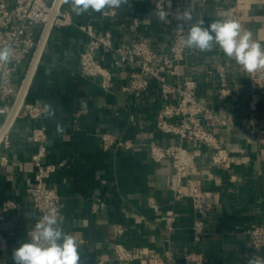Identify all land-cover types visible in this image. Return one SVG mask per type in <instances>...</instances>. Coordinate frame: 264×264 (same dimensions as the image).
I'll list each match as a JSON object with an SVG mask.
<instances>
[{"label": "crops", "instance_id": "1", "mask_svg": "<svg viewBox=\"0 0 264 264\" xmlns=\"http://www.w3.org/2000/svg\"><path fill=\"white\" fill-rule=\"evenodd\" d=\"M17 1L0 0V3L5 2L13 10ZM184 6L194 22L204 20L207 25L234 19L264 45V4L260 0H184ZM61 8L70 13L73 23L50 32L25 96L27 102L41 107L51 104L54 115L43 113L40 119L32 121L21 109L5 132L8 143L0 140V206L7 199L18 202V207L0 222V264H13V250L21 242H28V230L38 216L27 192L35 181L32 156L37 145L30 137L33 127L38 125L47 128L46 160L63 162L49 183L62 198V228L77 239L79 264H97L99 260L121 264L113 248L116 241L136 253L131 264H145L138 254L141 247L157 253L170 248L176 261L199 247L204 250L208 264H249L247 230L256 224L264 226V93L258 109L252 111L249 73L218 45L206 52L189 49L181 75H169L172 81L195 80L197 96L235 122L234 126L204 122L235 156V163L232 169L221 168L213 163L210 150H196L195 176L214 201L204 240L196 244L193 226L200 215L189 197L174 203L173 192L167 186V177L174 170L172 163L153 161L145 145L151 141L171 146L180 142L178 136L157 128V116L164 105L159 84L152 81L142 92L123 90L129 82L130 69L117 65V56L106 48L97 51V58L113 73L110 90L103 88L100 78L84 76L80 63L88 40L80 26L111 33L115 45L128 46L136 40H145L155 50L169 53L176 23L157 18L153 0H127L110 16L106 13L111 9H105L103 15L94 12L76 15L66 0ZM31 32L40 41L41 27L35 26ZM2 37L0 30V41ZM31 62V55L13 62L18 90ZM223 81L237 87L238 92L221 99L219 87ZM17 97L0 96V131ZM106 132L132 139L138 145L133 149H104L101 135ZM149 198L157 201V208L148 205ZM170 209L177 213L172 231L165 225ZM119 229L124 230L123 234H118Z\"/></svg>", "mask_w": 264, "mask_h": 264}, {"label": "built area", "instance_id": "2", "mask_svg": "<svg viewBox=\"0 0 264 264\" xmlns=\"http://www.w3.org/2000/svg\"><path fill=\"white\" fill-rule=\"evenodd\" d=\"M54 1L49 3L47 0H18L13 10L9 9L5 2L0 3V30L3 32L0 44L10 45L14 50L9 63L0 65V96L11 98L19 95L20 90L14 83L13 62L27 55H31L33 59L39 39L35 40L31 29L40 26V37H42L53 11ZM260 1L264 4V0ZM153 3L157 18L176 23L169 53L155 50L145 40H136L128 46L115 45L111 33H98L92 27L83 25L80 28L87 34L88 40L81 54V71L86 77L100 78L103 88L110 90L114 80L113 73L97 58V51L106 48L117 56L115 61L117 65H126L130 69L129 82L123 90L142 92L150 87L152 81L159 84L164 105L157 116V128L164 133L178 136L180 142L174 146L160 145L153 141L145 145L148 146L153 161L157 163L171 161L174 170L167 177V186L173 192L174 203L180 202L185 197L192 200L196 212L200 215L193 226V241L200 245L206 235L207 221L214 201L203 189L201 180L195 176L198 169L196 150L200 148L210 150L212 161L216 166L232 169L235 156L224 145L219 135L204 122L224 126H234L235 122L231 116L221 114L197 96L195 80L178 82L169 79V75L175 77L181 75V66L189 51L182 45L181 40L194 21L185 23L182 19H177L186 14L184 0H178L176 3L168 0H153ZM61 5L55 12L50 32L55 28L73 23L70 13L64 11ZM114 13L115 10L111 9L106 15L110 16ZM162 13H167L166 18H162ZM249 77L251 81L249 108L255 111L264 93V69L249 73ZM236 92L238 88L228 85L225 81L219 87L221 99H226ZM21 109L26 111L28 118L32 121L40 119L44 113L43 107L27 102L25 99L19 111ZM30 138L37 145V151L32 156L36 174L35 181L27 188V192L32 197L38 216L28 230V241L35 224L51 208L56 207L59 214L62 213V198L57 189L50 185L49 179L63 165V162L56 164L46 160L48 133L45 126L33 127ZM1 139L8 143L5 134ZM101 141L104 149L119 147L133 149L138 145L132 139L118 137L110 132L102 133ZM235 179L236 175H231V180ZM148 205L152 208L158 207L157 201L153 198H149ZM17 207L18 202L15 200L3 201L0 206V222L5 220L8 212ZM94 209H97L96 205ZM141 218L145 217L141 216ZM176 219L175 209L166 212L165 225L168 231L174 229ZM123 232V229L118 230V234H123ZM247 232L250 236L251 259L255 258L259 264H264L262 254L264 226L253 225ZM113 248L121 264H131L136 258V253L121 241H116ZM138 254L143 257L145 264H208L204 250L199 247L187 251L179 261L175 260L170 248L165 249L163 253H157L148 247H141ZM97 264H106V262L99 260Z\"/></svg>", "mask_w": 264, "mask_h": 264}, {"label": "clouds", "instance_id": "3", "mask_svg": "<svg viewBox=\"0 0 264 264\" xmlns=\"http://www.w3.org/2000/svg\"><path fill=\"white\" fill-rule=\"evenodd\" d=\"M66 3L76 15L92 12L103 15L105 9H119L127 0H66ZM166 16L167 13H162V18ZM177 19L185 23L192 21L191 12ZM181 43L188 49L195 48L201 52L212 51L214 45H218L244 71L252 73L264 69V45L254 40L252 32L234 19L216 20L207 25L204 20L191 23ZM13 53L10 45L0 46V65H7ZM43 112L48 116L54 115L51 104L45 103ZM57 130H61L59 126ZM63 222L64 217L59 214V210L51 208L35 224L30 240L21 242L13 250V264H79L77 239L63 231ZM249 264L259 262L252 258Z\"/></svg>", "mask_w": 264, "mask_h": 264}, {"label": "water", "instance_id": "4", "mask_svg": "<svg viewBox=\"0 0 264 264\" xmlns=\"http://www.w3.org/2000/svg\"><path fill=\"white\" fill-rule=\"evenodd\" d=\"M62 1L63 0H55L54 1L53 11L51 13L50 20L48 21V23H47V25L45 27V30L43 32V35L40 38V41L38 43L37 49H36L35 54L33 56V59H32L29 71L27 73V76L25 78V81H24V83H23V85H22V87L20 89L19 95L17 97V100H16V102L14 104V107H13L9 117H8L5 125L3 126V128L0 131V140L3 137V135L5 134V132L7 131V129L9 128V126H10L11 122L13 121V119L15 118V116L18 114L19 109L21 107V104H22L23 100L25 99V96H26V93H27V91L29 89V86H30V83H31V80H32V77H33V74H34V71H35V68H36L37 63H38V61L40 59V56L42 54L43 48L45 46V43L47 41L50 29H51V24H52L53 18L55 16V12L57 11L59 6L61 5Z\"/></svg>", "mask_w": 264, "mask_h": 264}]
</instances>
